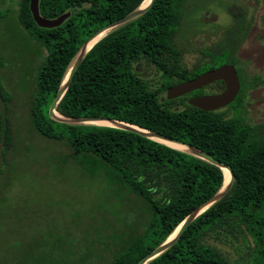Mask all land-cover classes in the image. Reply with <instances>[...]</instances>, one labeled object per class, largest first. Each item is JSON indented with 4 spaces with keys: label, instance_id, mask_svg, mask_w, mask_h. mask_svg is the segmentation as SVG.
Wrapping results in <instances>:
<instances>
[{
    "label": "trees",
    "instance_id": "obj_1",
    "mask_svg": "<svg viewBox=\"0 0 264 264\" xmlns=\"http://www.w3.org/2000/svg\"><path fill=\"white\" fill-rule=\"evenodd\" d=\"M141 1L38 0L40 16H62L58 25L43 28L34 23L28 0H18L12 19L27 54L30 77L24 82L31 97L32 128L42 137L63 142L67 157L85 175L99 176L107 193H133L148 213L143 229L113 264H135L222 183L217 166L137 132L48 116V105L80 45ZM184 3L153 0L145 12L99 38L80 60L55 109L66 117L122 121L186 143L230 166L234 178L228 190L145 264H233V255L236 264H264V139L253 140L250 126L237 115L229 117L227 110H200L188 105L184 96L163 101L158 97L167 87L222 63H232L239 75L234 53L249 22L242 13L234 14L216 52L187 67L175 45ZM140 61L160 73L159 86L151 88L138 75ZM244 94L240 87L225 109L243 108ZM0 96L5 97L1 92ZM175 100L182 103L180 108L169 106ZM0 143L5 149L11 144L10 127L1 121Z\"/></svg>",
    "mask_w": 264,
    "mask_h": 264
},
{
    "label": "rangeland",
    "instance_id": "obj_2",
    "mask_svg": "<svg viewBox=\"0 0 264 264\" xmlns=\"http://www.w3.org/2000/svg\"><path fill=\"white\" fill-rule=\"evenodd\" d=\"M184 2L175 45L187 67L216 52L234 14L242 13L249 22L234 53L239 88H245L244 107L218 110L241 117L253 140L264 139V0ZM17 8L18 0H0V92L5 96H0V121L11 130L10 146L5 149L0 143V264H113L143 229L148 213L133 193H107L99 176L85 175L67 157L63 142L42 137L32 128L31 97L24 82L30 77L27 54L12 21ZM136 65L151 88L159 86L160 73L152 65ZM216 90L214 84L206 88ZM158 97L166 99L165 91ZM169 106L176 109L182 103L175 100ZM234 258L230 256L236 264Z\"/></svg>",
    "mask_w": 264,
    "mask_h": 264
},
{
    "label": "water",
    "instance_id": "obj_3",
    "mask_svg": "<svg viewBox=\"0 0 264 264\" xmlns=\"http://www.w3.org/2000/svg\"><path fill=\"white\" fill-rule=\"evenodd\" d=\"M153 0H148L144 5H142L143 0L141 3L135 7L130 12L126 13L125 15L112 20L101 27L97 28L85 41L80 45L78 50L76 51L74 57L68 64L64 75L62 77V80L59 84L58 89L56 90L53 98L51 99L47 113L48 116L52 119H55L57 121L66 122V123H87V124H95L94 121H100L104 120L109 122L108 125L106 124H96V125H106V126H113L116 128H121L133 132H137L143 136H146L151 139H155L156 141H159L167 146H170L161 140L169 141L177 144L184 145L188 151H184L181 149H178L176 147L170 146L172 148H176L178 150H181L187 154L193 155L199 159H202L204 161H207L215 166H217L221 172L222 168H224L229 175V178L225 185H223V172H222V183L219 187V189L210 197H208L206 200H204L202 203H200L197 207H195L188 215H186L183 220L173 229V231L167 236V238L161 242L159 245L151 249L149 252L145 253L143 256H141L135 264H145L149 260L156 257L158 254H160L162 251L167 249L171 244H173L179 237L182 230L188 225V223L202 210H204L206 207L214 203L219 197H221L231 186L233 182L234 175L231 171V168L228 164L223 163L217 159H214L209 154L192 147L186 143H182L180 141L165 137L161 134L148 131L145 129H141L137 126L114 120V119H108V118H98V117H66L61 114H59L55 107L62 96L63 92L65 91L66 87L68 86L70 79L72 77L73 72L75 71L77 65L79 64L80 60L84 56V54L87 52V50L93 45H90V47L86 48L87 43L95 37L100 32L106 30V33L112 30L113 28L124 24L125 22L137 17L141 13L145 12L151 5ZM28 10L31 14V17L34 21V23L38 27L43 28H50L53 26L58 25V23L61 21L62 16L54 17V18H46L43 16H40L38 12V0H28ZM105 33V34H106ZM104 34V35H105ZM102 35V36H104ZM101 36V37H102ZM100 37V38H101ZM99 39V38H98ZM97 39V40H98ZM96 40V41H97ZM95 41V42H96ZM94 42V43H95ZM213 81H221L223 84V89L220 92L214 93V94H200L188 97L186 99V103L188 105H191L193 107H196L200 110L204 111H213L218 110L220 108L225 107L228 105L236 96L239 90V80L237 77V72L235 69V66L232 63H222L216 67H213L211 69L204 70L200 73H198L196 76L180 81L178 83H175L165 89V98L166 99H173L175 97L184 95L186 93H189L191 91L197 90L202 88L203 86L213 82ZM174 234L169 237L172 233Z\"/></svg>",
    "mask_w": 264,
    "mask_h": 264
},
{
    "label": "bare ground",
    "instance_id": "obj_4",
    "mask_svg": "<svg viewBox=\"0 0 264 264\" xmlns=\"http://www.w3.org/2000/svg\"><path fill=\"white\" fill-rule=\"evenodd\" d=\"M148 0H143L142 2V5H144ZM106 33V30L100 32L99 34H97L95 37H93L86 45V48L87 49L88 47H90V45H92L98 38H100L102 35H104ZM96 122L97 124H109V122L107 121H104V120H100V121H94ZM162 142L170 145V146H173V147H176L178 149H181V150H184V151H188V149L184 146V145H181V144H177V143H173V142H169V141H164V140H161ZM222 172H223V184L228 180L229 178V175L227 174L226 170L224 168H222ZM174 234V232L169 236L171 237L172 235Z\"/></svg>",
    "mask_w": 264,
    "mask_h": 264
},
{
    "label": "flooded vegetation",
    "instance_id": "obj_5",
    "mask_svg": "<svg viewBox=\"0 0 264 264\" xmlns=\"http://www.w3.org/2000/svg\"><path fill=\"white\" fill-rule=\"evenodd\" d=\"M236 69V68H235ZM237 77H238V80H239V76H238V74H237ZM218 85V87H219V90H216V91H213V92H208V91H206V88L208 87V86H211V85ZM223 89V84H222V82L221 81H213V82H211V83H209V84H207V85H205V86H203L202 88H200V89H197V90H200V92L199 93H193L194 91H191V92H189V93H186V94H184V95H181V96H178V97H185V101H186V99L188 98V97H191V96H195V95H200V94H214V93H217V92H220L221 90ZM176 98V97H175Z\"/></svg>",
    "mask_w": 264,
    "mask_h": 264
}]
</instances>
